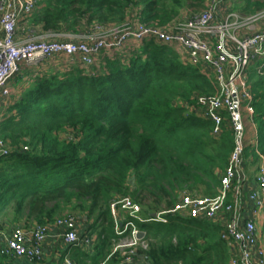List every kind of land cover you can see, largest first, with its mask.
Returning a JSON list of instances; mask_svg holds the SVG:
<instances>
[{
    "label": "trees",
    "instance_id": "1",
    "mask_svg": "<svg viewBox=\"0 0 264 264\" xmlns=\"http://www.w3.org/2000/svg\"><path fill=\"white\" fill-rule=\"evenodd\" d=\"M205 1L39 0V10L22 27L58 38L96 24L123 25L131 17L167 26L183 10L203 9ZM224 2L242 23L264 12V0ZM128 53L127 59L104 53L90 72L75 63L58 71L48 66L6 107L0 123V140L9 150L0 156V232L52 224L64 210H79L93 219L94 249L67 247L63 255L68 252L76 264H100L112 255L107 264H118L112 199L131 195L149 217L171 209L185 191L204 187L216 195L235 138L226 122L214 136L213 123L198 111L195 96L214 94V78L153 39ZM248 78L258 140L244 156L253 167L256 150L264 156V65L252 66ZM167 218L138 223L148 243L139 252L149 264H229L221 224L179 214ZM0 264L30 263L0 255Z\"/></svg>",
    "mask_w": 264,
    "mask_h": 264
},
{
    "label": "built area",
    "instance_id": "2",
    "mask_svg": "<svg viewBox=\"0 0 264 264\" xmlns=\"http://www.w3.org/2000/svg\"><path fill=\"white\" fill-rule=\"evenodd\" d=\"M39 7V0H0V97L5 101L12 97L13 79L23 70L61 58L67 65L75 63L90 72L104 53L128 56L131 49L153 39L173 47L182 61L198 66L201 72L214 78L217 85L214 94L195 96L201 109L198 111L213 123L214 136L221 134L225 122L234 134L235 146L220 175L216 195L199 197L184 192L171 209L149 217L131 196H118L110 201L114 231L119 237L112 253L118 252L122 257L118 264H149L147 256L139 252L147 250L148 243L146 232L139 229L138 223H167L169 214L211 221L223 216L221 237L228 247L229 264H264V250L258 245L255 224V215L264 207V156L256 150L258 163L253 172L256 188L248 174L250 160L244 156L246 147L256 145L258 140L248 75L252 66L264 65V12L246 21L263 18L259 28L238 37L230 34V30L242 29L240 15L224 0H206L202 10L183 22L146 25L131 17L123 25L96 24L82 39L65 40L39 37L37 27H22V21L32 17ZM21 29L26 31L22 33ZM4 114L5 109L0 113V123ZM251 128L252 143L247 142V131ZM8 152L7 145L0 140V156ZM140 232L145 233L144 237L138 236ZM96 240L86 217L66 215L52 224L14 225L1 231L0 255L39 264L45 259L46 244L53 241L56 249H60L57 253L60 252L62 264H76L68 252L63 255L65 249L76 247L92 252ZM111 257L100 264H107Z\"/></svg>",
    "mask_w": 264,
    "mask_h": 264
},
{
    "label": "rangeland",
    "instance_id": "3",
    "mask_svg": "<svg viewBox=\"0 0 264 264\" xmlns=\"http://www.w3.org/2000/svg\"><path fill=\"white\" fill-rule=\"evenodd\" d=\"M201 9L202 8H199V7H196V8L195 7H192V8H188L187 10H183V12L178 17V19H177L176 22L177 23L183 22L182 17L187 18L188 16H191L192 14L199 12ZM262 23H263V18H258V19H255V20L251 21V22L248 21V22L242 24V29H238L237 31L236 30L234 31V30L231 29L230 30V34H234L236 37H238L239 35L250 34L253 30L259 28L262 25ZM90 28H92V26H89L88 27V29H90ZM25 31H26V29H24V30L21 29V32L22 33L25 32ZM38 31L40 32V30H38ZM87 34H89L88 31L85 30L84 28H82L78 34H63L61 38H65V40H77V39H82ZM51 36L52 35H49V34H46V36L42 34L41 37L48 39V38H51ZM124 58L127 59V57H125V56H124ZM49 66L54 67L53 69H56L58 71L60 68H64L65 67V60L64 59H61V58L60 59L55 58V59H53L52 62H50ZM2 100H4V98L3 97H0V102H2ZM3 104H4L3 107H5V105L7 107L8 104H9L8 103V100L4 101ZM3 107L0 106V113L3 112V110H4ZM248 124H251V122H249ZM247 142L252 143V139H249L248 138L247 139ZM254 167L255 166L252 167V166L249 165V167H248V174L249 175L252 174V171H254V169H255ZM187 192L190 193V194H192L193 196H199V197H202V196L211 197L212 196V195H209V194H206L205 193L204 187H200V188H197L196 190L187 191ZM182 193H184V192H182ZM128 196H131V195H128ZM179 198H180V196H179ZM146 199H148V197H146ZM66 215H75L78 218L79 217L80 218H83L84 217L79 210H75L74 211V210H71V209H66L63 212H61L59 215H57L56 218H59V217H62V216H66ZM219 216L220 217L218 219L214 220V222L219 223V224L222 225L223 224V221H224V219H223L224 217L222 216L223 217L222 218L221 215H219ZM92 222H93V219H91L90 221H87V224H90L91 225ZM94 230H95V228H94ZM59 253H57V255L55 257V260H56V263L57 264L59 263V260H60ZM45 261L47 263L49 260L47 261L46 258H45Z\"/></svg>",
    "mask_w": 264,
    "mask_h": 264
},
{
    "label": "crops",
    "instance_id": "4",
    "mask_svg": "<svg viewBox=\"0 0 264 264\" xmlns=\"http://www.w3.org/2000/svg\"><path fill=\"white\" fill-rule=\"evenodd\" d=\"M187 18L182 17V20L184 21ZM36 33L38 34L39 37L42 36V33H40L37 29H36ZM132 47L133 46H130V49ZM125 57L128 58L127 55ZM103 58H104L103 56H100L96 60V66H99V64H101V62L103 61ZM52 61L53 60H51V61H49L47 63L41 64L37 68L23 70L20 75H18L15 79H13V81L11 83V86H12V97L8 99V103L9 104L14 103L17 99H19V96L23 93V91L25 90V88L29 85V83L32 82V77L35 76V75H37L38 73H40L42 70H45V68H47L49 66L48 64L50 62H52ZM66 66H67V64L65 63V67ZM52 68H54V67H52ZM64 68H60L59 70L64 69ZM3 101H5V100H2V102ZM0 106L2 107V104H0ZM3 108L6 111V106L3 107ZM251 131H253L252 128L250 129V131L249 130L247 131L248 132L247 133V136H248L249 139H252L253 140V136L254 135H253V133ZM253 172L254 171H252V174H250L251 175L250 176V180H251V185L254 188H256V183H255V180L253 178L254 177L253 176L254 175ZM255 217H256L255 224H256V234H257V237H258V245L264 250V207L258 210V212L255 215ZM56 248H57V246H55V244L53 243V241H48V243L46 244V255H45V258H46L47 261L48 260L49 261L46 263V261L44 259L45 262L43 261V262H41L39 264H57L56 263V260H55V257L57 255V250L59 251L60 249L59 248L56 249ZM28 263H30V262H28Z\"/></svg>",
    "mask_w": 264,
    "mask_h": 264
},
{
    "label": "water",
    "instance_id": "5",
    "mask_svg": "<svg viewBox=\"0 0 264 264\" xmlns=\"http://www.w3.org/2000/svg\"><path fill=\"white\" fill-rule=\"evenodd\" d=\"M153 216H155V214H154ZM144 234H145L144 232H140L138 236H139L140 238H142V237H144Z\"/></svg>",
    "mask_w": 264,
    "mask_h": 264
}]
</instances>
